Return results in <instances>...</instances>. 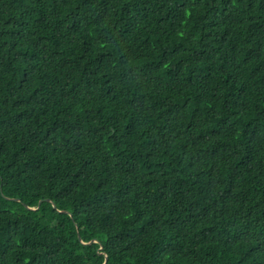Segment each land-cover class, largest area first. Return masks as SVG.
Here are the masks:
<instances>
[{"label": "trees", "instance_id": "16d2710c", "mask_svg": "<svg viewBox=\"0 0 264 264\" xmlns=\"http://www.w3.org/2000/svg\"><path fill=\"white\" fill-rule=\"evenodd\" d=\"M0 264H264V0H0Z\"/></svg>", "mask_w": 264, "mask_h": 264}]
</instances>
